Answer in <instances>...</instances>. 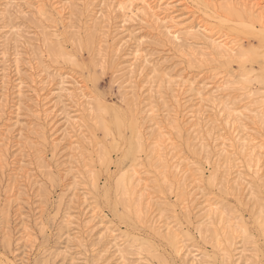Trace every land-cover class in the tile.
Masks as SVG:
<instances>
[{"label":"rangeland","instance_id":"obj_1","mask_svg":"<svg viewBox=\"0 0 264 264\" xmlns=\"http://www.w3.org/2000/svg\"><path fill=\"white\" fill-rule=\"evenodd\" d=\"M121 1L0 0V264H264V0Z\"/></svg>","mask_w":264,"mask_h":264},{"label":"bare ground","instance_id":"obj_2","mask_svg":"<svg viewBox=\"0 0 264 264\" xmlns=\"http://www.w3.org/2000/svg\"><path fill=\"white\" fill-rule=\"evenodd\" d=\"M243 3L239 2L240 4H242L243 6H246V3L245 1L246 0H241ZM156 4H153L152 1L150 0H122L121 3L119 4L121 6V9H123L124 11H133L134 8H137L139 5H141L139 7V9L143 12V15L144 17H148V18H152L154 21H157V24L159 26H163L165 27L166 29H168L169 33L170 32V27L168 26L169 25V22L171 23H174V20L173 19H170L169 21H167L166 19H162L160 18L159 14H158V11L160 9H162L161 11L162 12H167L169 11V8L172 6H169L170 5V1L166 2L167 6H163L164 5V2L163 0H155ZM257 6H259L260 4H257ZM247 7V6H246ZM260 7V6H259ZM250 11H252V13H255V11H257L258 8L255 7V5H251L250 6ZM134 13V12H133ZM259 20L261 21L260 22V26L262 27V29L264 30V13H259ZM254 26V25H253ZM172 27V26H171ZM256 27V26H255ZM176 28V27H174ZM173 28V29H174ZM259 28V27H258ZM254 29V28H253ZM250 30V29H249ZM261 31V30H260ZM259 31V32H260ZM261 33V32H260ZM264 34V33H263ZM262 34V35H263ZM174 35V38H179L178 35ZM214 44H215V47L216 48H219V49H222V51H227L228 50V43H226V41L224 42L221 38H214L213 40ZM213 46V45H212ZM229 55V54H228ZM258 115V114H257ZM260 116V115H259ZM252 141V140H251ZM251 143V142H250ZM257 143V142H256ZM252 144V143H251ZM145 195L144 194H139L138 195V200L142 203L143 199H144Z\"/></svg>","mask_w":264,"mask_h":264}]
</instances>
